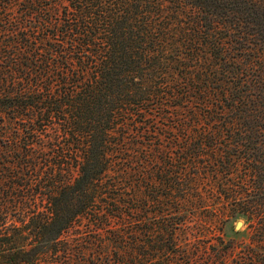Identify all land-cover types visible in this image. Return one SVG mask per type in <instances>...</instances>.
I'll return each instance as SVG.
<instances>
[{
	"label": "trees",
	"instance_id": "trees-1",
	"mask_svg": "<svg viewBox=\"0 0 264 264\" xmlns=\"http://www.w3.org/2000/svg\"><path fill=\"white\" fill-rule=\"evenodd\" d=\"M0 264H264V1L0 0Z\"/></svg>",
	"mask_w": 264,
	"mask_h": 264
},
{
	"label": "rangeland",
	"instance_id": "rangeland-1",
	"mask_svg": "<svg viewBox=\"0 0 264 264\" xmlns=\"http://www.w3.org/2000/svg\"><path fill=\"white\" fill-rule=\"evenodd\" d=\"M264 1V0H263ZM12 216H16V213H13ZM239 220H242V219H239ZM243 221V220H242ZM235 224H236V221L232 222V226L234 227V230H235ZM200 228V227H199ZM202 228V227H201ZM200 228V229H201ZM197 230V229H195ZM242 230H246V225L244 224V221H243V225L239 228V230H235V231H242ZM196 236H198V233L195 234ZM206 239L202 238V237H196L194 239V241L197 243V244H200V243H204ZM27 244H28V247L30 245V241H27Z\"/></svg>",
	"mask_w": 264,
	"mask_h": 264
},
{
	"label": "water",
	"instance_id": "water-1",
	"mask_svg": "<svg viewBox=\"0 0 264 264\" xmlns=\"http://www.w3.org/2000/svg\"><path fill=\"white\" fill-rule=\"evenodd\" d=\"M243 225L242 220H237L235 224V230H239V228Z\"/></svg>",
	"mask_w": 264,
	"mask_h": 264
}]
</instances>
